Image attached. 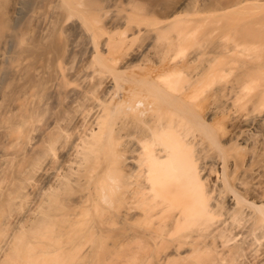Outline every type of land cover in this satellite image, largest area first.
I'll list each match as a JSON object with an SVG mask.
<instances>
[{"label": "bare ground", "instance_id": "obj_1", "mask_svg": "<svg viewBox=\"0 0 264 264\" xmlns=\"http://www.w3.org/2000/svg\"><path fill=\"white\" fill-rule=\"evenodd\" d=\"M0 264H264V0H0Z\"/></svg>", "mask_w": 264, "mask_h": 264}]
</instances>
